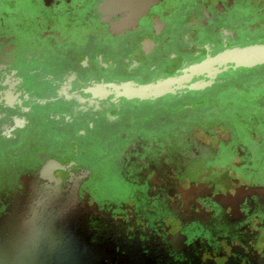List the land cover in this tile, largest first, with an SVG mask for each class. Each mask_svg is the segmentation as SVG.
Segmentation results:
<instances>
[{"label": "flooded vegetation", "instance_id": "1", "mask_svg": "<svg viewBox=\"0 0 264 264\" xmlns=\"http://www.w3.org/2000/svg\"><path fill=\"white\" fill-rule=\"evenodd\" d=\"M103 1L0 0L5 49L35 62L23 85L51 101L72 95L52 105L57 127L39 130L45 157L76 163L55 204L102 264H264V67L154 105L79 97L94 82L149 84L210 49L263 42L264 0H157L137 23ZM27 150L19 165L37 157ZM10 180L0 175V188Z\"/></svg>", "mask_w": 264, "mask_h": 264}, {"label": "water", "instance_id": "2", "mask_svg": "<svg viewBox=\"0 0 264 264\" xmlns=\"http://www.w3.org/2000/svg\"><path fill=\"white\" fill-rule=\"evenodd\" d=\"M156 1L103 2L108 3L110 12L115 11L116 15L126 16L132 23H137L149 14ZM5 48L6 44L0 38V175L11 178L7 188H0V264H102L99 255L85 250L79 230L66 218L64 208L55 204L57 195L61 193L62 177L66 181L71 173L74 175V170L66 168L71 169L76 163L45 157L49 154L46 141L50 138L39 131L46 130L50 120L57 127L59 121L56 120L59 118L52 117V105L63 103L72 95H64L60 101L59 98L51 101L42 95L31 94L32 86L23 85L24 80L18 76L20 70L31 75L35 62L16 56L26 51L18 53L16 49ZM263 67L264 41L221 50L210 49L204 60L187 65L172 76L144 85L134 81L115 83L102 80L87 86L83 90L84 95L79 97L88 106L97 103L101 107H113L126 102L154 105L168 96L177 101L191 93L201 94L217 84L223 74L249 72ZM161 115L164 114L157 113L155 116ZM21 135L25 136L22 144L19 141ZM24 147L31 149L27 151L34 152L37 157L19 165L20 158L17 156H21ZM111 161L104 160L105 169H99L98 177L102 184L108 183L110 176L113 177ZM93 162L96 161L89 159L83 167L88 175L91 174L90 179L97 174L92 170ZM47 171L54 175H48ZM79 176L84 175L80 173ZM194 178L195 184L201 183ZM78 187L74 185L73 190L77 192ZM69 225L75 228H71V233Z\"/></svg>", "mask_w": 264, "mask_h": 264}]
</instances>
